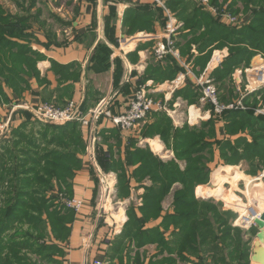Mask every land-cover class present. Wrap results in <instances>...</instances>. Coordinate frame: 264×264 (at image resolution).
I'll return each mask as SVG.
<instances>
[{
	"label": "crops",
	"instance_id": "1",
	"mask_svg": "<svg viewBox=\"0 0 264 264\" xmlns=\"http://www.w3.org/2000/svg\"><path fill=\"white\" fill-rule=\"evenodd\" d=\"M186 1L165 0L169 15L152 0H35V3L17 0L15 3L16 8L22 10L21 14L27 11L24 14L31 17L30 49L38 57L35 73L26 78L22 94L15 95L7 88L8 104L0 105V124L10 121L14 130L26 121L27 113L31 123L50 125L35 120L30 108L47 103L64 108L72 101L88 119L100 107L117 115L126 109L131 97L140 89H145L148 97L166 107L164 112L152 114L134 131H121L102 119L97 123L96 159L101 175L88 164L86 151L90 129L82 123L71 122L80 127L84 150L79 154L81 169L76 171L69 187L64 188L68 199L81 200L83 207L79 212L69 209L64 212L68 219L65 226L68 236L60 244L62 264H94L95 261L110 264L198 263L195 257L187 254L190 260H182L177 253L180 227L173 224L176 217L173 203L175 191L182 187L179 183L163 201L160 216L149 219L143 228L144 231L157 230L163 243L126 239L121 249L115 251L129 221V208L134 206L137 218L141 219L140 208L146 189L153 186L149 176L141 180L134 178L133 173L141 162L136 160L128 166L129 153L140 151L145 161L158 159L161 164L175 161L182 170L185 168L186 163L176 159L172 144H166L159 134H147L162 114L178 131H199L204 124L213 121L215 136L207 139L210 143L230 140L234 144L240 140L237 142L240 146L238 163L234 165L225 164L219 148L214 146V157L208 164L209 181L195 189L197 200L224 203L219 213L228 221L227 228L233 237V240L220 243L223 253L217 255L220 259L215 262L213 252L201 255L206 264H257L252 256L258 228L243 229L235 225V221L241 213L240 205L264 210V165L254 173L259 158L253 160L256 147L253 137L244 130L232 136L226 130V122L214 114L212 106L200 103L201 88L198 86L201 77L210 76L216 82L222 64L232 53L231 46L208 40L215 24L231 27L218 19L211 9L237 14L242 4L235 0H210V5L205 6L199 0ZM244 15L240 16L248 24L251 15L246 12ZM170 18L181 24L172 37L178 56L170 54L158 59L155 50L159 44L166 43ZM256 53L255 57L264 61L263 52ZM250 68L251 64L239 66L223 83H216L218 91L221 87L219 100L221 96L226 100L231 97L243 107L246 102L249 107H257L255 116H264V86H254L255 76ZM8 139L5 137L2 141ZM100 157L109 159L108 170L100 164ZM229 168L237 171V175L230 180L222 178L223 190L227 198L234 195L240 200L237 202L239 208L231 207L223 198L208 195L204 190L199 193L200 189L212 186L218 170ZM122 171L123 178L120 177Z\"/></svg>",
	"mask_w": 264,
	"mask_h": 264
},
{
	"label": "trees",
	"instance_id": "2",
	"mask_svg": "<svg viewBox=\"0 0 264 264\" xmlns=\"http://www.w3.org/2000/svg\"><path fill=\"white\" fill-rule=\"evenodd\" d=\"M235 1L242 4L244 13H249L251 19L242 26L223 27L215 24V28L210 29L208 40L211 43L221 41L223 46H231L232 52L216 75L217 84L223 83L237 67H249L257 51L264 53V0ZM30 3H35V0H30ZM24 13L13 15L0 3V105L3 99L8 101L6 88L15 95H21L26 78L35 73L38 56L30 49L31 17ZM219 91L221 94V87ZM220 101L224 105L237 103L231 97L226 100L221 96ZM244 107L226 110L217 117L226 122V130L232 136L244 130L253 137L256 145L253 160L259 158V164L254 167L256 173L264 165V116H255L256 106L249 107L245 102ZM25 117L26 121L11 131L12 138L0 142V264H29V259L21 253L24 250L43 261L55 262L50 254L62 253L58 242H65L68 236L66 222L61 221L68 209L60 202V196L68 199L65 188L69 187L76 171L81 169L79 154L84 150V144L77 123L63 126L35 123L38 129L29 133L31 116L25 113ZM212 123L204 124L199 131H178L162 114L160 120L149 127L147 134H159L166 144L173 145L176 159L186 163L184 170L175 161L161 164L158 159L145 161L140 151L129 153L128 166L136 160L141 162L133 173L134 178L141 180L149 176L153 186L146 189L144 204L140 208L143 213L141 219L137 218L134 206L129 208V221L115 251L121 249L126 239L163 243L162 235L157 230L144 231L143 228L149 219L160 216L163 201L173 186L179 183L182 187L175 191L173 203L176 216L173 224L180 227L176 247L178 256L186 261L190 260L186 254L195 257L197 264H206L202 252L204 255L213 252L214 262L220 259L217 257L223 253L220 243L233 240L230 228H227L228 221L220 215L219 204L212 200H197L194 192L198 186L209 181L208 164L213 160L214 146L219 148L222 160L228 165L236 163H232V160L237 158L238 152L230 140H216L214 143L207 140L215 136ZM205 129H208L207 133ZM227 148L230 150L227 151ZM99 161L108 170L109 159L100 157ZM124 176L122 171L120 177ZM223 183L219 176L211 195L223 198L228 204L240 202L234 195L229 198L225 196ZM203 190L200 189L199 193H203ZM26 224L29 231L23 229ZM60 230L66 233L64 238H61ZM53 238L56 241H51ZM9 254L13 260L8 258Z\"/></svg>",
	"mask_w": 264,
	"mask_h": 264
},
{
	"label": "built area",
	"instance_id": "3",
	"mask_svg": "<svg viewBox=\"0 0 264 264\" xmlns=\"http://www.w3.org/2000/svg\"><path fill=\"white\" fill-rule=\"evenodd\" d=\"M157 5L163 7L169 15V11L164 6L165 0H152ZM202 5H208L209 0H199ZM211 11L217 15L223 23L228 26H242L245 24L242 17H237L232 15L227 10L218 11L217 9H211ZM169 23L166 26L165 39L166 43H161L155 50V55L158 59H164L167 55L178 56L175 50V43L172 39L175 36L181 24L177 23L173 19H169ZM261 69H252L255 73V77L262 79L264 77V65L260 67ZM251 70V71H252ZM175 81L173 84L177 83ZM264 86V83H260ZM198 86L201 88L200 103L202 105H211L216 115H222L226 110L234 109H245L241 103L224 105L219 100V91L214 79L209 77H201L198 80ZM148 93L145 89L138 90L133 97L129 100L126 109L120 114H113L112 112L106 111L103 107L96 109L91 113L90 119L82 115L79 105L75 102H69L64 108H58L48 104H41L30 108L32 113L45 123L54 124L61 126L68 122H78L82 123L83 126L90 129V136L87 139V158L88 164L92 165L97 171V175H101V170L97 166L96 159V144L99 141L97 137V123L102 119L107 125H112L124 132L134 131L140 127L145 121L154 113L164 112L166 107L160 102L151 97H148ZM7 124H0V141L5 138L7 133ZM109 187V185H108ZM60 202L69 210H74L79 212L83 207V202L77 199H64L60 196ZM246 212L240 213L235 225L243 229H251L257 227L256 220L261 219L264 214V210H258L253 206L245 207ZM94 264H110L108 262L95 261Z\"/></svg>",
	"mask_w": 264,
	"mask_h": 264
},
{
	"label": "rangeland",
	"instance_id": "4",
	"mask_svg": "<svg viewBox=\"0 0 264 264\" xmlns=\"http://www.w3.org/2000/svg\"><path fill=\"white\" fill-rule=\"evenodd\" d=\"M21 1V0H20ZM40 1H43V0H40ZM17 2V0H0V3H1V5H3L4 6V8L7 10V12H9V13H11V14H13V15H18V16H20V14H21V12H22V10L21 9H17L16 7V5H15V3ZM29 2H30V0H29ZM209 5H210V0H209ZM244 11H245V9L242 7L240 10H239V13L237 14V15H234L233 13H231V14H233L234 16H237V17H241L240 15H244L245 13H244ZM245 16V15H244ZM44 17H46V15L44 16ZM264 54V53H263ZM262 54V56L264 57V55ZM264 59V58H263ZM261 61L264 63V61L262 60V58H261ZM262 62H261V64H262ZM251 69V68H250ZM247 73V72H246ZM250 73V72H249ZM254 75V74H253ZM255 76V75H254ZM251 77V76H250ZM254 82H253V84H254V86H257L258 84H260V82L261 83H264V79L262 80H260V79H255L254 78ZM250 81L252 82V79L250 78ZM6 90H8L7 88L5 89V95H6V98L8 99V93H6ZM2 104H8V101L7 100H4L3 99V101H2ZM1 104V105H2ZM48 105H52V104H49V103H47ZM69 104V103H68ZM52 106H55V105H52ZM64 107H66V106H64ZM35 116V115H34ZM35 120H37V121H41V122H44V121H42L41 119H39L37 116H35ZM37 123H39V122H37ZM68 123H71V122H68ZM68 123H66V124H68ZM2 125L3 124H7L8 125V127H7V133H6V135H5V137H7V138H12V134H10L11 133V131H13L12 129V127H10L11 126V124H10V121H7V122H4V123H1ZM47 124H50V123H47ZM66 124H63V125H66ZM51 125V124H50ZM52 125H54V124H52ZM63 125H61V126H63ZM56 126V125H55ZM35 127V128H34ZM34 128V129H33ZM38 129V127L35 125V123H32L30 126H29V129H28V132L29 133H33V132H35V130H37ZM1 142V141H0ZM233 146H234V148H236L237 149V151L236 152H238V154H239V144L236 142V143H234L233 144ZM244 147H245V145H243ZM217 147V146H216ZM227 151H229L230 150V148H227L226 149ZM232 155V154H231ZM228 156H230V153L228 154ZM238 156V155H237ZM238 158V157H237ZM237 158H234L233 160H232V163H235V162H237L238 163V159ZM228 170H233L232 168H229ZM228 170L227 171H224V170H218L216 173H215V175H214V178H213V184H212V186L209 188V189H204V193H206V194H208V195H211V191H212V187L214 186V184H216L217 183V181H218V177L219 176H221V178H223L222 177V174L223 173H228ZM220 174V175H219ZM206 190V191H205ZM70 200V199H69ZM220 202V201H219ZM223 202H221L219 205H218V208H223ZM231 207H234V208H236V206H237V203H233V204H231L230 205ZM240 206H242V205H240ZM58 208V207H57ZM238 208V207H237ZM233 210V209H232ZM244 210H246L245 208H244ZM62 222H66V221H68V219L66 218V217H64L62 220H61ZM23 229L25 230V231H29L30 230V228H29V225H24L23 226ZM61 233V235H62V237L61 238H64L65 236H66V233L64 232L63 233V231H59V234ZM58 234V233H57ZM67 237V236H66ZM52 240H54V241H56V238H53V239H51V241ZM50 244H51V242H49ZM59 244H62V243H64V242H58ZM22 253V255H24L25 257H27L28 259H29V264H59V262L61 263V261L59 260V259H62V255H61V253H51L50 254V257H51V259H54L55 260V262H47V261H43L42 259H40V257L39 256H37V255H35V254H32L30 251H26V250H24V251H22L21 252ZM10 260H13V257L9 254V257H8ZM56 261H57V263H56ZM59 261V262H58ZM62 264V263H61Z\"/></svg>",
	"mask_w": 264,
	"mask_h": 264
},
{
	"label": "water",
	"instance_id": "5",
	"mask_svg": "<svg viewBox=\"0 0 264 264\" xmlns=\"http://www.w3.org/2000/svg\"><path fill=\"white\" fill-rule=\"evenodd\" d=\"M260 65L261 58L257 56L251 62V69H255ZM256 225L259 232L257 234V241L254 245L252 261L257 264H264V214L261 219L256 220Z\"/></svg>",
	"mask_w": 264,
	"mask_h": 264
},
{
	"label": "bare ground",
	"instance_id": "6",
	"mask_svg": "<svg viewBox=\"0 0 264 264\" xmlns=\"http://www.w3.org/2000/svg\"><path fill=\"white\" fill-rule=\"evenodd\" d=\"M262 66V65H261ZM261 66H259V67H257L256 69H261L260 67ZM253 71V70H252ZM254 73V72H253ZM254 75H255V73H254ZM255 79H258V78H256V77H254ZM264 79V77L262 78V80ZM261 83V82H260ZM258 85H260V84H258ZM234 174H235V176H234ZM236 175H237V171H235V170H228V173L226 172V173H223L222 174V176H223V178H225V179H228V180H230V179H232V177H236ZM213 192V189H212V191H211V193ZM238 206L240 205V204H237ZM237 206V207H238ZM239 208V207H238ZM244 206L242 205L241 206V208H239L240 209V211H241V213H245L246 212V210H244ZM259 211L261 210L262 211V209H258Z\"/></svg>",
	"mask_w": 264,
	"mask_h": 264
}]
</instances>
